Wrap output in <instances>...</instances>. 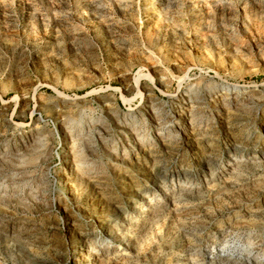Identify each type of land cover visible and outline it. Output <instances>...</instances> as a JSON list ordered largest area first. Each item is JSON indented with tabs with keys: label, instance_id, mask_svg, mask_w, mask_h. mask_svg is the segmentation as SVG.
<instances>
[{
	"label": "rangeland",
	"instance_id": "obj_1",
	"mask_svg": "<svg viewBox=\"0 0 264 264\" xmlns=\"http://www.w3.org/2000/svg\"><path fill=\"white\" fill-rule=\"evenodd\" d=\"M78 261L264 264V0H0V264Z\"/></svg>",
	"mask_w": 264,
	"mask_h": 264
},
{
	"label": "bare ground",
	"instance_id": "obj_2",
	"mask_svg": "<svg viewBox=\"0 0 264 264\" xmlns=\"http://www.w3.org/2000/svg\"><path fill=\"white\" fill-rule=\"evenodd\" d=\"M193 8H195V7H193ZM76 264H84V262L78 261Z\"/></svg>",
	"mask_w": 264,
	"mask_h": 264
}]
</instances>
